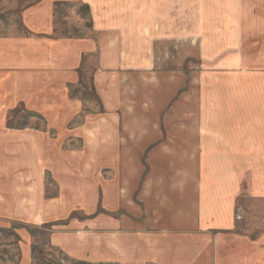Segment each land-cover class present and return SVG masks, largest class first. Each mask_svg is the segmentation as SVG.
I'll return each mask as SVG.
<instances>
[{
	"label": "rangeland",
	"instance_id": "obj_1",
	"mask_svg": "<svg viewBox=\"0 0 264 264\" xmlns=\"http://www.w3.org/2000/svg\"><path fill=\"white\" fill-rule=\"evenodd\" d=\"M233 1L0 0V264H201L212 239L207 264L263 257L264 121L254 156L243 128L264 118V46L234 43ZM243 60L257 108L237 111L249 95L225 72ZM200 115L218 134L235 120L223 133L240 151L193 138ZM160 117L174 143L132 141L161 133ZM213 212L235 222L202 228Z\"/></svg>",
	"mask_w": 264,
	"mask_h": 264
},
{
	"label": "crops",
	"instance_id": "obj_2",
	"mask_svg": "<svg viewBox=\"0 0 264 264\" xmlns=\"http://www.w3.org/2000/svg\"><path fill=\"white\" fill-rule=\"evenodd\" d=\"M239 3L242 4V8H239V6H238ZM247 4H248L247 6H244L242 1H239V0L233 1L232 18H231V25H230V27L232 29V34H231L232 39H233L234 43L236 45H239L240 47L252 46V45H254V46L255 45H263L264 46V0H247ZM152 24H153V26H151V28H153V29L158 28L159 29V26H156L155 22H153ZM110 28H112V26ZM227 28H228V26H226V29ZM247 62L248 61L243 60V62L234 63L235 65L232 66L233 72L237 71V70H233L234 67H236V69H239V68H241V69L239 70V75H235L233 78H232L233 72L232 73L225 72L227 78L231 77V79H232V84L234 86V90H232L233 93L235 91V93L238 95L239 93H244L245 90H247V93L249 95L248 102H240L239 101L238 103H236L235 101H232L231 104L230 103L228 104L229 108L236 109L237 111H238V108L242 109V111L244 109L254 110L255 108H257L256 102H250V92L254 93L253 92L254 87L250 88L251 82L241 81L242 78H250V77L253 78V76L256 77L259 75V73H255V72H258V71H256V66H255V68H251L252 64L247 63ZM260 74H261V77H264V74L262 72ZM205 76H207V75H204V78H205ZM201 77H203V76H201ZM202 80H203V82H201V93H204L205 92V86H204L205 80L204 79H202ZM206 95H207V93H206ZM206 95H205V101L207 103L208 101L206 99ZM261 107L264 109V102L261 103ZM205 116H206V107H205ZM200 117L201 118H198V121L200 123L197 126V130H199L200 133L195 134V132H197V131H195L193 134V138H195L196 136L201 137V142H203V138L206 136L211 135V136H214L216 138L220 137L222 142H223V148L221 149L220 153H223L224 148L227 149L228 154H230L232 156L235 155L236 153H238V151H240L239 137L235 135V136H233L232 140H229V137L231 136L233 130H231V133L229 134V136H227L223 133L224 130L228 131L230 129H234L231 127H234L233 123L235 122V120H232L230 117H224L223 119H221V116H220L219 121L215 120L217 122V126L222 127L221 134H218V130L216 128V124L214 121L208 122V121H205V119L202 117V115H200ZM160 119H161V117L158 119V121H159L158 123H159V126L162 127V130H161L162 134L161 133L155 134L153 132H151V134H149V132H146V134H137V135H133L134 139H132V141L135 144L142 145V147H145L144 145L149 143V142H151L152 144L155 143L153 145L155 147L153 152L166 148V145H163L162 147L160 145L157 146V144L161 140H165V141H167V143L169 142L170 144L174 143L175 140L173 142V140H171V139H174L175 137H170L169 133L166 134V137H164V132H166V130L161 125ZM245 120H249V121H248V126H245L243 128V131L247 134L243 138V142L246 143V147H247V152L245 153V155L249 157V156H254V153H251L249 151H250V148H251V150H253V148H254L253 147V140H251L250 137H253L252 135L255 136V133L253 131V128L255 129V126H256L255 122H257L258 125H263L264 118L259 120V119L249 117ZM141 121L137 122L138 127H144L145 123H143ZM182 121L186 122L185 120H181V122ZM187 123H188V121H187ZM192 123L193 122L191 120H189V128L190 129H192ZM156 124L157 123L154 120H152V125H156ZM230 125H232V126L230 127ZM194 129H195V126H194ZM153 130H155V129H153ZM189 138H191V136L188 135V136H185V138L181 137L178 140H183L185 143H188ZM211 141H214V140H211ZM156 142H157V144H156ZM210 146L212 148H215L214 145H210ZM232 151H235V152H232ZM158 154L159 153H157V155ZM221 156H222V154H221ZM141 157H145V156H143V154H142ZM161 157H167V156H161ZM168 168H169V166H168ZM168 168H165V172L163 171L165 174H168V173L179 174L180 170H183V172L181 174H184V175L191 176L190 174L192 173V171L190 169H186L185 167L181 169V168H175V167L170 166V168H173V169H170V172H168L169 171ZM228 172L234 174L235 169L232 167L230 170H228ZM166 178H167L166 176L163 177L164 181L166 180ZM168 179L166 181L167 183H168ZM215 179L216 180L214 182L205 181V179H203L201 181L204 183H207V184H212V183L217 184V181H218V179H220V177L215 176ZM185 180H188L186 178V176H184V179L182 180V182H184ZM236 183L238 185V182H236ZM164 189H168V188H164ZM207 205L215 206L214 204H211V203H208ZM216 215L217 214H215V212H213L212 215L204 214L198 220V222L200 221L202 228H205V229H208L209 227H213V228L214 227L215 228L227 227V226L229 227V225H224V224H221L220 222L232 221V224L235 222V218L232 215L227 216V217H223V220L220 219L221 217L218 218ZM230 236H236V235H233L231 233H227L223 237V240L224 241L233 240V238H231ZM205 243L207 245L203 244L201 246V249H199V251H195L196 253H198V261L197 262H200L201 264H207V253L209 252V248L215 246L218 243V239L217 240L212 239L210 245H209L208 240H205ZM236 245H237L236 243H230V246H232L233 248H235ZM249 247H251V246H249ZM249 250H250V252H249L250 257H249L247 262H250V264H264V255L262 258L257 259L256 255H254L256 252H254L251 249H249ZM189 254H191V253H189ZM247 255H248V253H247ZM258 257H260V256H258Z\"/></svg>",
	"mask_w": 264,
	"mask_h": 264
}]
</instances>
